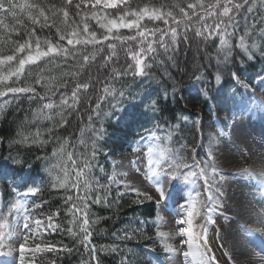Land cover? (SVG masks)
Returning a JSON list of instances; mask_svg holds the SVG:
<instances>
[{
    "label": "trees",
    "instance_id": "obj_1",
    "mask_svg": "<svg viewBox=\"0 0 264 264\" xmlns=\"http://www.w3.org/2000/svg\"><path fill=\"white\" fill-rule=\"evenodd\" d=\"M34 2L43 3L46 6L56 5L58 8L64 4V0H34ZM177 2L178 0H129V5L136 9L148 6L160 8L162 12L169 10L176 12L177 10L172 6ZM179 2L186 11L191 13V10L187 9V4L194 3L195 0H179ZM209 2L214 3L215 0H205V3ZM76 3H79V0H73L68 10L70 21L75 20L79 23L81 17L75 15ZM16 11V17L0 13V19L3 20V25H0V35L21 39L26 38L24 35L26 31L35 29L37 36L42 40L50 37L53 43L59 42L68 46L66 40L59 41L55 28L41 29L39 25L31 23L26 13H21L19 9ZM106 11L114 12L112 9ZM59 15L62 18V13ZM261 19H264V7H261L260 0H256L252 13L247 12V6L242 9L237 16L236 35L231 37L233 46L239 36L244 34L246 22L252 24ZM88 22L91 30L97 32L98 37L106 34L95 20ZM208 22L212 23V20ZM143 23L149 28L165 27L162 20L149 21L146 18ZM259 27H264V24H259ZM80 28L82 31L83 25H80ZM120 32L124 35L134 34V30L128 29H121ZM252 35L256 36L255 33ZM256 38L259 39V37ZM178 39L180 43L175 46L177 51L169 53L173 55V60H169L168 55L158 48L155 59L145 57L153 65L148 70V75L122 76L114 83L117 90L125 92L117 109L112 108L111 98L107 103L100 102L103 111L112 112V115L103 120L105 136L100 141L101 150L96 160L92 161L96 167L89 173V176H95L100 180L99 186L93 182L91 193L93 198L99 193L101 196L107 195L109 199L108 204L103 202L95 204L89 201L90 231L93 233L90 241L91 246L97 249L99 264H160V260L166 255L161 238L156 237L157 204L155 201L140 198L135 193L125 191L114 182L110 183L108 180L111 170L109 157L129 152L138 140L148 138L152 132H155L158 137L157 142L171 149V155L174 157L190 163L193 155L191 149L195 147L197 159L206 160L207 154L203 146L204 123L218 116L231 115L236 103L244 100L248 94V90L241 86V82L244 81L248 86L253 87L259 80L257 74L264 75V59L257 55L254 60L246 61L241 65L239 63L241 54L239 49L234 47L235 62L220 66L222 79L221 83L217 84L214 74L217 71L218 38L212 37L205 42L202 37L195 35V27H192L188 31L187 40L184 39L183 33ZM107 43H104V50L100 55L94 61L85 64L83 69L79 68L75 61L65 60L63 57H57L54 64L45 58L38 62L39 67L26 66L32 75L28 76L26 71L19 86H23L24 81L28 80L40 95H44V84L51 80L58 85L66 80L67 86L59 88L57 94L52 97V102L60 105V94L64 93L69 97V104L73 105L72 107L58 106L50 110L45 109L44 115L38 116L36 113L42 109L43 103L49 102L47 98L39 101L37 97L30 101L28 96H31V93L21 95L17 99H12L11 94L0 98V104H3L5 100L9 101L0 109V208H3L0 211L5 213L12 202L22 199V203L30 212L34 231L35 219H40L46 224L49 216H53V223L60 225L63 229V231L55 232L49 229L45 232L42 228L33 239H29L24 264H97V261L91 259L90 251L70 237L66 231L71 226L79 232L78 225L69 224L73 217L68 213V209L72 205L70 202L66 203L69 195L75 198L76 189L53 187V176L57 173L50 175L49 170L52 164L57 163V159L52 157L53 151L58 150L65 141L68 142L66 153L68 151L76 153L77 156L74 158L83 167V156L79 154L91 155L92 133L88 130L89 116H93L96 128L101 126V121L95 120L92 109L95 108L99 96L104 95L103 88L109 84L113 69L122 71L129 63L133 65L135 63L129 51V44L132 51H138L135 43L117 42L116 54L106 62L104 57L110 55ZM5 53L7 54V49ZM209 57H211L210 60ZM80 63L84 64L82 57ZM42 68L44 71L41 75L45 77V80L37 85L35 84L36 73H39ZM72 72H76L77 75L75 77L65 75ZM232 72L238 73L239 81L233 79ZM201 73L204 74L205 79L198 80L197 77ZM76 83H89L90 87L87 90L81 89L77 100L72 101L71 93ZM204 89L208 91L207 96L204 95ZM153 100L157 102L158 111L156 112L149 111L145 107ZM61 112L64 116L63 120L59 115ZM45 116H51L52 119H45ZM169 125L173 127L169 128ZM48 129H52L51 134ZM37 132L40 133L39 139L44 143L32 142ZM169 132L171 139L167 138ZM25 135L30 137L29 141L18 143L17 141ZM81 139L84 140V144L80 143ZM64 159H67L66 154ZM68 167L71 169V162L68 163ZM101 167L104 169L103 173L100 172ZM59 174L62 175V173ZM71 175L74 176L75 172L72 171ZM202 183V179L197 181V185ZM14 186L19 192H26L29 187H37L39 191L35 195L21 198L13 192ZM118 192L123 195H117ZM81 195H83V188ZM138 199L143 202L137 203ZM36 204H40L41 207L35 208ZM23 215L24 208H22L19 227L21 241L25 235ZM92 221L96 223L92 224ZM126 232L132 237L131 239L123 238ZM21 241L19 240L16 246L19 259V242ZM37 243L54 244L56 248L67 245L72 251L41 250L35 253L28 251L29 248H35ZM113 245L116 246V251L111 250ZM101 246L105 247L102 249Z\"/></svg>",
    "mask_w": 264,
    "mask_h": 264
},
{
    "label": "snow or ice",
    "instance_id": "obj_2",
    "mask_svg": "<svg viewBox=\"0 0 264 264\" xmlns=\"http://www.w3.org/2000/svg\"><path fill=\"white\" fill-rule=\"evenodd\" d=\"M73 0H64V4L61 7L56 5L46 6L43 3L34 2V0H0V13L10 14L13 17L17 16V9L21 13H26L28 19L33 25H39L41 29L55 28L56 34L59 37V41H65L68 46L60 44L59 42L53 43L51 38L41 39L37 36L35 29L30 32H25L26 38L12 39L10 36L0 35V98L8 97L11 94L12 99H17L19 96L31 93L28 99L35 100L39 97V101H44L46 98L49 102L43 103L42 109H40L36 115L43 116L45 109H53L58 106L72 107L69 104V97L64 93L60 94V105H55L52 102V97L57 94L59 88L67 86L68 81H64L62 84H55L51 80L44 84V95H40L33 87L32 83L28 80L24 81L23 86H19L21 79L25 76L26 71L28 76H31V71L26 69V66L37 65L38 62L48 58V61L55 63L57 57H63L65 60L71 59L76 62V65L83 69L84 65L90 61H94L98 55L104 50L103 45L107 43V49L110 55L105 56V61L111 60L112 56L116 54L117 42L120 44H128L133 42L137 45L138 51H132L131 44H129V51L131 52V59L135 62L134 65L129 63L123 70L113 69V74L109 78V84L103 88L104 95L99 96L95 108L92 109V113L95 116V120L101 121V126L96 128L94 126L93 116H89L88 130L91 131V155L79 154L83 156V167L74 158L76 153L68 151L66 148L68 142L65 141L60 145L58 150H54L52 157L57 159V163L52 164L50 175L57 173L53 176V187L59 186L66 190L76 189L75 198L71 195L67 197L66 203H71V207L68 209V213L73 217L69 221L70 225H78L79 232L75 231L73 227L66 229L68 235L73 239H76L79 243L90 251L91 259L97 261V249L91 246L90 238L92 236L91 224L89 217L91 209L89 207V201L91 203L99 204L101 202L108 204L109 199L107 195L101 196L99 193L93 198V182L96 186L100 185V180L95 176H89V173L96 164L92 161L96 160L97 155L101 150L100 141L105 136V130L103 128V120L106 117L112 115V112L103 111L101 101L109 102L111 98L112 108L117 109L122 102V98L125 96V92L117 90L114 83L122 76H146L148 70L152 68V63H149L145 57H152L155 59L158 55V48L162 49L165 55H168L169 60H173V55L169 53H175L177 51L176 45L180 43L178 37L183 33L184 39H188V31L195 27V35L202 37L207 42L212 37H217L219 40V46L216 53L217 71L214 74V79L217 84L221 83V65L233 64L234 61V47L239 49L240 58L239 63L243 65L246 61H252L257 55L264 59V27H259V24H264V19L255 21L252 24H245V31L243 35H240L235 46L231 43V37L236 35L237 28V16L247 6V12L252 13L256 4V0H215L214 3H205V0H195L194 3H188L186 11L182 6V3H175L172 7L176 9V12L171 10L162 12L160 8H149L148 6L139 7L138 9L132 8L129 5V0H79V3L75 4L77 9L75 15L81 17L79 23L75 20L70 21L69 8L72 6ZM261 7H264V0H260ZM124 6L123 8L121 6ZM83 6V8H82ZM112 9L114 12H108L106 10ZM83 12V15L81 13ZM50 13V15H49ZM62 13V18L60 17ZM149 21H163L164 28L161 27H147L143 23L145 19ZM212 23H209V20ZM247 21V17H245ZM89 20H95L101 29L105 30L106 34H101L98 37L97 32L91 30L89 27ZM51 21V23H50ZM0 25H3V20L0 19ZM80 25H83L82 31ZM7 27V26H5ZM121 29L134 30V34L124 35L120 32ZM258 29V30H257ZM15 31V29H13ZM255 33L254 37L252 34ZM256 37H259L257 39ZM250 41V42H249ZM79 46V47H77ZM91 46V51H89ZM100 46V47H97ZM7 49V54L5 53ZM84 64L80 63V60ZM211 57H209V60ZM44 71L42 68L39 73H36L35 84L40 85L45 77L41 75ZM65 75H72L75 77L76 72L65 73ZM234 80L239 81L240 77L237 72L231 73ZM258 79L264 84V76L257 74ZM198 80L205 79L204 74L201 73ZM55 80V78H52ZM241 86L245 89L248 88V84L244 81L241 82ZM90 87L89 83H76L72 89L71 100L76 101L78 93L81 89L87 90ZM55 89V90H54ZM208 91L204 89V95L207 96ZM9 101L5 100L3 104H0L2 109ZM145 107L152 112L158 111L157 102L153 100ZM61 119H64L63 113L59 114ZM45 119L51 120V116H45ZM159 127V125H157ZM169 125V128H172ZM51 134L52 129H48ZM83 133V129L81 130ZM19 135V134H18ZM152 137H156V133H151ZM224 135L223 132L220 133ZM40 133H36L33 143H44L39 139ZM29 136L25 135L17 141L18 143H27ZM158 139V137H156ZM168 139H171V133H168ZM81 144H84V140H80ZM87 149V144H85ZM193 155L191 162H184L178 157L171 155V149L165 148L157 151L156 145L147 148V172L146 176L150 179L154 185L156 192L159 194V200L157 203L165 199L167 191L165 190L166 180L171 179H183L186 183L193 186L195 194L189 192L187 199L183 203L177 204L178 219L175 220L177 225V231L174 233L160 232L156 233L157 238H161L162 246L166 253L175 254L182 253L186 259L191 257L192 264H216V257L211 254V248L209 247L208 231L209 225L215 223L218 216H214V213L219 212L223 215V203L220 200L222 192V181L224 177L216 167L215 157L211 150V143L209 145L208 157L206 160H198L196 157V148L191 149ZM65 154L67 159H64ZM164 161L167 167L161 163ZM71 162V169L68 167V163ZM135 165V162H133ZM74 171L75 175L72 176L71 172ZM100 172H104L101 167ZM59 173H62L60 175ZM237 175H244L252 177L264 185V165L259 168L245 167L240 169ZM219 177V180L217 179ZM203 181L202 185H197V181ZM110 183L114 182L113 177L109 176ZM82 186V187H81ZM83 188V195L81 191ZM39 189L37 187H29L26 192H19L17 188L13 187V192L17 197H26L28 195H35ZM131 191L135 192L137 197L143 196L147 200H152L153 197L147 193L140 192L139 190L132 188ZM117 195H123L118 192ZM142 200H137V203H142ZM35 208H40V204L34 205ZM21 208H24L23 215V230L24 239L19 242V255L20 264H24L26 245L29 239H33L34 236L43 228L46 232L49 229L52 232L57 230L63 231L60 225L53 223V216H49L47 223L45 224L40 219H35V231L33 230V224L31 222V215L29 210L22 203V199H17L15 203L7 210V215L0 211V217L3 218V223H0V248L4 246V239L6 235H10L12 231L18 230L19 220L17 219V213ZM79 216V220L77 217ZM11 217V219H9ZM197 217H203V222L194 224V220ZM227 219V217H225ZM257 222L261 225L258 229L242 228V231L248 237H255L260 240V264H264V237H257V232L264 233V210L256 215ZM82 221V222H80ZM96 221H92V224ZM143 223V221H141ZM181 237L179 245L174 246L168 241H173L176 237ZM125 239H131L132 237L125 233ZM186 245V250L182 247ZM105 246H101L103 249ZM68 251L72 249L64 245L63 248H56L54 244H40L37 243L35 248H29L28 251ZM112 251H116V246L111 247ZM171 260V255H169Z\"/></svg>",
    "mask_w": 264,
    "mask_h": 264
},
{
    "label": "rangeland",
    "instance_id": "obj_3",
    "mask_svg": "<svg viewBox=\"0 0 264 264\" xmlns=\"http://www.w3.org/2000/svg\"><path fill=\"white\" fill-rule=\"evenodd\" d=\"M264 76V75H263ZM248 98L237 102L231 115L218 116L208 120L203 125L204 148L208 157L209 145L215 157L216 167L224 177L220 200L223 203V215L218 216L215 223L209 225L208 239L211 254L216 257V264H260V240L248 237L242 228L258 229L256 215L264 210V185L252 177L237 175L245 167L259 168L264 165V84L258 80L254 87L247 88ZM224 135L221 136L220 133ZM156 145L157 151L165 149L155 137L138 140L130 152L120 153L109 157L111 170L109 176L114 183L125 191L132 188L152 196L157 204L158 231L174 233L177 231L175 220L177 204L186 201L189 192L194 195L195 190L183 179L166 180L165 199L160 201L154 185L146 176L147 148ZM135 162V165H133ZM164 167L167 164L161 161ZM219 180V177H217ZM172 195L170 198L167 196ZM140 198H144L141 196ZM15 203L12 202L11 204ZM11 204L7 207L11 206ZM1 210L3 208H0ZM7 210L4 213L7 215ZM22 208L17 213L19 220ZM227 217V219H225ZM11 219V217H9ZM0 217V223H3ZM203 222V217H197L194 224ZM257 237H264V233L257 232ZM19 230L6 235L4 246L0 248V264H20L17 251ZM181 237L168 241L174 246L179 245ZM162 244V240H161ZM186 250V245L182 246ZM171 255V260H169ZM14 260L12 259V257ZM163 264H192L191 257L185 258L182 253H167Z\"/></svg>",
    "mask_w": 264,
    "mask_h": 264
},
{
    "label": "bare ground",
    "instance_id": "obj_4",
    "mask_svg": "<svg viewBox=\"0 0 264 264\" xmlns=\"http://www.w3.org/2000/svg\"><path fill=\"white\" fill-rule=\"evenodd\" d=\"M264 160V159H263Z\"/></svg>",
    "mask_w": 264,
    "mask_h": 264
}]
</instances>
